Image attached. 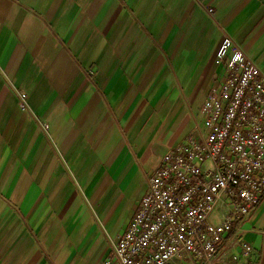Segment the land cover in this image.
I'll use <instances>...</instances> for the list:
<instances>
[{"label": "crops", "instance_id": "crops-1", "mask_svg": "<svg viewBox=\"0 0 264 264\" xmlns=\"http://www.w3.org/2000/svg\"><path fill=\"white\" fill-rule=\"evenodd\" d=\"M222 28L264 74V0H0V264H102L201 121ZM216 264H264V194Z\"/></svg>", "mask_w": 264, "mask_h": 264}, {"label": "built area", "instance_id": "built-area-1", "mask_svg": "<svg viewBox=\"0 0 264 264\" xmlns=\"http://www.w3.org/2000/svg\"><path fill=\"white\" fill-rule=\"evenodd\" d=\"M221 32L216 63L223 76L206 95L201 121L163 155L140 209L102 264H216L223 243L260 203L264 74ZM236 238L249 254L251 245Z\"/></svg>", "mask_w": 264, "mask_h": 264}]
</instances>
